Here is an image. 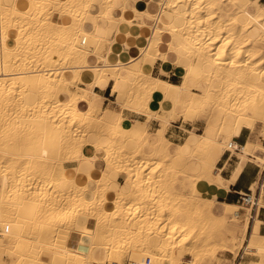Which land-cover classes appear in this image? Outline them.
Returning a JSON list of instances; mask_svg holds the SVG:
<instances>
[{
	"label": "bare ground",
	"instance_id": "6f19581e",
	"mask_svg": "<svg viewBox=\"0 0 264 264\" xmlns=\"http://www.w3.org/2000/svg\"><path fill=\"white\" fill-rule=\"evenodd\" d=\"M124 1L0 0V264H121L124 253L131 264L146 258L149 264H198L246 241L247 227L235 219L238 207L216 215L213 201L189 193V183L221 186L215 169L221 153L239 149L233 137L264 116V48L254 49L264 47V34L246 35L252 26L264 33V10L243 15L242 5L251 0H151L142 11L132 6L134 18L142 12L152 21V33L140 39L129 62H111L105 36L124 20L123 5L114 17ZM58 14L70 21H54ZM90 15L100 21L93 31L85 28ZM168 57L178 65L180 84L151 75L157 59L170 65ZM105 81L121 97L116 108L96 103L93 88ZM125 109L153 110L163 127L165 116L192 123L208 113L203 133L188 131L171 150L163 134L149 135L148 118L128 122ZM189 158L200 169L193 179L183 161ZM64 163H76L73 171L85 181L68 178ZM85 163L102 165L100 174H89ZM111 172L125 178L122 188ZM177 173L188 185L174 183ZM249 200L245 208L256 203L253 194ZM72 237L75 245L68 248ZM246 242L244 250L264 264V236L255 228Z\"/></svg>",
	"mask_w": 264,
	"mask_h": 264
},
{
	"label": "crops",
	"instance_id": "0c3cea01",
	"mask_svg": "<svg viewBox=\"0 0 264 264\" xmlns=\"http://www.w3.org/2000/svg\"><path fill=\"white\" fill-rule=\"evenodd\" d=\"M150 2L151 0H125L123 3H120V5L115 10L114 17L119 18L121 16V5L127 8V11L124 14V20L120 21V23L117 24L116 30L114 31L115 33L112 32L110 35L105 36L108 37V41L106 40L107 42H104V46L111 43V45H109L110 47L105 46L110 50L109 52H107L111 62H114L116 58L122 59L123 63L129 62L131 58H133L136 54L140 39L151 35L152 21L144 20L143 18L146 14L143 15L142 12H137L135 14L136 18H134V14L130 9L132 6H135L141 11L144 9L146 10ZM151 6L152 5L150 4V7ZM227 6H231V11L236 9V5H233L231 3H227ZM238 6H240V4ZM242 6L241 7L243 8V15L253 16V14L257 11L264 10V0H251V2L249 1ZM96 18L98 17L95 15L89 16V21L87 24H85V28L87 30L93 31V27L100 24L99 19ZM53 19L56 22L61 21L64 23H68L70 21L69 18L65 15H54ZM262 22H264V17L261 18V25L262 27H264V23ZM106 25L107 27H109L108 24ZM257 27L258 26H252L246 29V35L249 39H257L262 34H264L262 33V30L259 27L258 28L260 30H258ZM112 39L114 40L113 42ZM105 47L104 49L106 50ZM164 49V51L167 52L168 49L166 48V46ZM105 50L103 52L104 54L107 53H105ZM168 58L170 59L169 66H164L163 61L161 59H157L151 69V75L153 77L168 81L172 84H180L182 82V78L180 76L179 70L177 69L178 65L175 62L171 61L170 57ZM89 61L92 63L94 60L92 58ZM84 80L89 81L90 77L88 75H85ZM112 85V81H105L100 82L93 88V92L98 94L99 96V100H97L96 103L101 109L107 106H116L115 101L118 100V95L116 93H112ZM154 98L155 100H157L156 97ZM88 99H92L91 94H88ZM156 106L157 102L154 103L153 107L155 108ZM122 115L128 122L138 120L139 122L144 123L146 121L145 114H137L127 109L122 110ZM157 121L158 120L155 119L150 120L148 131L151 134H154L160 127V130L157 134L159 136L162 129L159 121ZM202 124V121H196L192 124L185 123L183 119L179 117L174 122H170L163 135L173 144H182V142L185 141V139L189 135L188 131L196 130L195 132H198L201 130ZM233 142L237 144L239 149L235 150L234 152L224 150L215 164V169L219 172L220 177L224 180L222 185L218 186L216 184H210L208 182H200L198 188L203 195L211 197L210 200L213 201L212 211L216 215H222L225 212V206L238 207L237 217L235 218L236 223L239 224L238 226L241 229L243 227H247L244 231V238L247 241L253 235V231L255 228L258 235L264 236V165H260V163L258 162L259 157V160L264 159V116H262L261 122L255 123L253 130L242 128L239 133L233 137ZM255 144H259L261 148L255 147ZM246 145H251L254 148H250L249 151L245 153L244 151L240 150V148L246 147ZM86 151H88V149ZM75 165L76 163L63 164L68 178H74L77 182H84L86 178L85 175H76V172L73 171ZM80 165H82L81 162H79V166ZM83 165L89 172V174L93 176H98L100 174V170L103 167L102 165H100L99 167L97 166L98 168H86L88 164L85 163ZM114 181L119 188H122L124 182L123 177L115 176ZM113 187L114 186L112 185V189H114ZM247 194H253L256 203L250 208L240 209V207L243 205L241 198H243V196ZM245 210H250L249 214L246 213ZM240 228L236 230L237 236H240L242 234ZM74 245L75 239L72 237L68 241V246L73 247ZM239 259L243 264H258L260 261H252L250 259V256L243 255H241ZM240 262L238 260L236 264H239Z\"/></svg>",
	"mask_w": 264,
	"mask_h": 264
},
{
	"label": "rangeland",
	"instance_id": "374dc122",
	"mask_svg": "<svg viewBox=\"0 0 264 264\" xmlns=\"http://www.w3.org/2000/svg\"><path fill=\"white\" fill-rule=\"evenodd\" d=\"M3 2V1H2ZM62 2H64V1H62ZM229 9H232L231 8V6H229L228 7ZM61 10H64V8L62 9L61 8ZM59 13V12H58ZM59 15V14H58ZM246 45H248V43L247 42H241V44H240V46L241 47H244V46H246ZM262 48H264V47H262V45L261 44H258L254 49L255 50H262ZM184 65V64H183ZM181 80V79H180ZM216 82V81H215ZM118 100H121V97H119L118 96ZM102 102V101H101ZM107 107H112V106H107ZM112 108H116V106L115 107H112ZM99 110V109H98ZM153 111V110H152ZM148 112V114L146 113H141V114H145L146 115V121L145 122H147L148 121V119H149V121L147 122V127H146V130H147V132H148V126H149V122H150V120H152V119H154L153 117L155 116V115H157V114H155V113H153V112ZM97 113H99V111H97ZM207 113H208V111H206V113H204V114H199V115H197L196 117H195V119H193L194 121H192V123H195L196 121H202V127H201V130L200 131H198V132H195L196 130H193L195 133H197V134H201V133H203V130H204V126H205V119H206V115H207ZM215 113L216 112H213V115H215ZM158 115H160V116H165V114H163V113H158ZM148 118V119H147ZM165 118L166 119H168L169 120V124H170V122H172L169 118H168V116H165ZM158 122V121H157ZM258 122H261V120H259ZM191 123V124H192ZM257 123V122H256ZM169 124H167L165 127H163V126H161V132H160V134L159 135H161V134H164V131H165V129L167 128V126L169 125ZM159 130H160V127L156 130V132L154 133V134H151L150 132H148L149 133V135L150 136H152L154 139H156V138H158V132H159ZM221 129L220 128H218L217 129V131H216V133L217 134H219V133H221ZM157 135V136H156ZM108 136L107 135H103V136H100V139L102 140V141H104L106 138H107ZM104 139V140H103ZM184 142V141H183ZM182 142V143H183ZM181 144V143H180ZM175 145L176 144H173V143H171V150H174V148H175ZM192 159L193 158H189V159H184L183 161L184 162H186L187 163V167H188V173L190 174V177H191V179H193L194 178V175L196 174V175H198L197 173H199L200 172V169H199V167L197 166V165H195L194 164V160L192 161ZM190 161V162H189ZM199 169V170H198ZM193 173V176L191 175V173ZM197 172V173H196ZM111 174H112V172H111ZM114 174V175H113ZM112 175H111V178H112V180H114V177L115 176H121V177H123L121 174H116V173H113ZM195 175V176H196ZM193 177V178H192ZM210 178H212V176H210ZM124 177H123V181H124ZM174 183L176 184V185H181V184H183V183H186L187 185H188V179H186L185 177H183V176H181L179 173H177L176 174V176H175V178H174ZM115 182V181H114ZM209 183V182H208ZM123 184H124V182H123ZM199 184H200V182L199 181H195V183L193 182L192 184H190L189 183V185L191 186L190 187V190H189V193H192V192H194V193H192V194H195L196 196H199L200 198H201V201H203V202H207V200L209 201L210 200V198L211 197H207V196H205V195H203L202 193H201V191L199 190V188H198V186H199ZM192 185H194L193 187H192ZM112 186V184L110 185V187ZM121 188V187H120ZM194 189V191H193V189ZM111 190H113L112 189V187H111ZM196 190V191H195ZM188 192V191H187ZM245 209V205L243 206H241L240 207V209ZM246 211V213H248L249 214V211L250 210H245ZM61 230H59V232H60ZM226 237H231V235L229 234V233H227L226 235H225ZM238 244H240V243H238L237 242V245L236 244H234L235 245V247L237 248V247H240V248H233L234 247V245H232V248L234 249H232L231 248V250H232V253H230V252H226V251H218V253L216 254L217 256H215V257H217V258H214L213 260H211V259H203L200 263H198V264H236L237 263V261L239 260V262H240V259H239V257H240V255H241V253H242V255L243 256H250V259L252 260V261H255V262H258L260 259L257 257V256H255V255H253V254H251L252 252H249V250H244V246H245V244H247V242L246 241H244V242H242L240 245L241 246H239ZM68 248H71V247H69L68 246V244L66 245ZM5 249H6V247H5ZM239 249V250H238ZM5 251V250H4ZM234 251H236V253L234 252ZM234 252V253H233ZM250 253V254H249ZM4 255V254H3ZM2 255V259H4L3 261H5V262H7L8 260H7V258L6 257H4ZM120 259V262H121V264H129V262H130V260H129V257H128V254H122L120 257H119ZM185 258L186 259H188L189 258V256H185ZM123 262V263H122ZM104 264H117V261L116 262H106V263H104ZM239 264H243V263H239Z\"/></svg>",
	"mask_w": 264,
	"mask_h": 264
},
{
	"label": "built area",
	"instance_id": "2783aa9c",
	"mask_svg": "<svg viewBox=\"0 0 264 264\" xmlns=\"http://www.w3.org/2000/svg\"><path fill=\"white\" fill-rule=\"evenodd\" d=\"M250 195L251 194H247V195H244L243 198H241V201H242L243 204H251V202L249 200ZM241 255H242V253H241ZM129 264H131V263H129ZM145 264H149V259L148 258L145 259Z\"/></svg>",
	"mask_w": 264,
	"mask_h": 264
}]
</instances>
